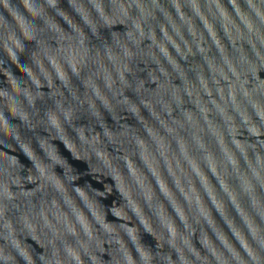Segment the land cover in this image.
Returning a JSON list of instances; mask_svg holds the SVG:
<instances>
[{
    "label": "water",
    "instance_id": "1",
    "mask_svg": "<svg viewBox=\"0 0 264 264\" xmlns=\"http://www.w3.org/2000/svg\"><path fill=\"white\" fill-rule=\"evenodd\" d=\"M0 264H264V0H0Z\"/></svg>",
    "mask_w": 264,
    "mask_h": 264
}]
</instances>
